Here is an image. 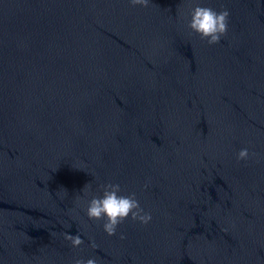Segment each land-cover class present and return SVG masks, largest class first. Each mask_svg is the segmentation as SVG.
I'll use <instances>...</instances> for the list:
<instances>
[{"label":"clouds","instance_id":"clouds-1","mask_svg":"<svg viewBox=\"0 0 264 264\" xmlns=\"http://www.w3.org/2000/svg\"><path fill=\"white\" fill-rule=\"evenodd\" d=\"M259 2L264 3V0H259ZM128 3L132 6L146 8L152 0H128ZM189 3L191 7L185 18L188 34L198 36L209 45L220 43L229 29L230 11L227 8L218 10L210 6L206 0H189ZM256 156L257 153L250 151L248 147H243L236 153L237 161L247 162ZM81 191L83 197H87L82 209L84 214L89 220L100 221L102 230L108 236L116 235L118 227L125 220L130 219L140 225H147L152 221V213L141 205L137 193L126 192L119 182L100 183L96 192H92L91 185L86 184ZM63 235L73 248H79L84 243L80 232L76 234L65 232ZM119 235L120 239L126 238L122 232ZM89 241L93 249L98 247L94 239L89 238ZM72 264H100V262L94 256L74 257Z\"/></svg>","mask_w":264,"mask_h":264},{"label":"water","instance_id":"water-1","mask_svg":"<svg viewBox=\"0 0 264 264\" xmlns=\"http://www.w3.org/2000/svg\"><path fill=\"white\" fill-rule=\"evenodd\" d=\"M185 20L189 0H166ZM230 11L229 29L220 43L209 45L264 107V3L259 0H206Z\"/></svg>","mask_w":264,"mask_h":264}]
</instances>
